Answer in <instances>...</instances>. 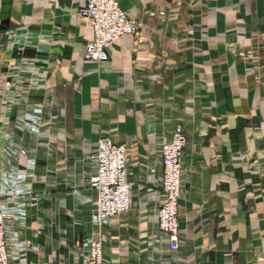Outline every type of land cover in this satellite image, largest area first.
<instances>
[{"label":"crops","instance_id":"1","mask_svg":"<svg viewBox=\"0 0 264 264\" xmlns=\"http://www.w3.org/2000/svg\"><path fill=\"white\" fill-rule=\"evenodd\" d=\"M120 1L134 20L147 17L94 62L85 57L91 20L78 13L85 0H0V71L18 55L6 47L14 33L29 29L25 54L38 58L30 97L46 119L41 135L18 138L48 180L12 224L21 241L12 264H81L95 196L84 157L102 135L127 143L133 182L106 264H159L145 239L163 198L160 142L178 121L188 137L179 264H255L264 253V0ZM26 108L19 102L13 117Z\"/></svg>","mask_w":264,"mask_h":264},{"label":"built area","instance_id":"2","mask_svg":"<svg viewBox=\"0 0 264 264\" xmlns=\"http://www.w3.org/2000/svg\"><path fill=\"white\" fill-rule=\"evenodd\" d=\"M78 13L91 20L93 38L86 44L85 57L94 62L108 60L109 48L115 41L138 31L136 20L120 0H85ZM30 32L27 29L21 34L14 33V39L6 47L11 53L17 50L18 55L12 56L5 63V69L0 71V264H12V259L19 258L12 252L13 248L17 250L21 246L20 235L12 230V224L26 217L31 198L37 192L35 184L48 180L38 172L37 152L18 142V138L27 133L41 135L46 120L44 103L30 97L38 60L25 54L32 45ZM36 38H42V34ZM153 77L157 79L160 75ZM21 101L27 103V108L24 113L13 117L14 106ZM187 141L184 124L178 121L171 139L160 142L163 198L156 211L155 231L145 239L148 247L158 250L159 264H179L180 261V199ZM127 150L126 142L102 135L94 152L84 157L94 168L89 184L94 188L95 196L92 198L89 224L84 229L81 264H106L104 250L109 228L130 209L133 182L128 177ZM22 261L14 264H21ZM255 264H264V253L257 256Z\"/></svg>","mask_w":264,"mask_h":264},{"label":"rangeland","instance_id":"3","mask_svg":"<svg viewBox=\"0 0 264 264\" xmlns=\"http://www.w3.org/2000/svg\"><path fill=\"white\" fill-rule=\"evenodd\" d=\"M155 16H156V14H153L152 17H155ZM146 17H147V16L143 15L142 18L136 19L137 26H138V30L141 29L142 22L144 21L143 19L146 18ZM136 33H138V31H137ZM136 33H135V34H136ZM135 34H134V35H135ZM176 66H177V64L174 63V64H173V68L176 67Z\"/></svg>","mask_w":264,"mask_h":264}]
</instances>
